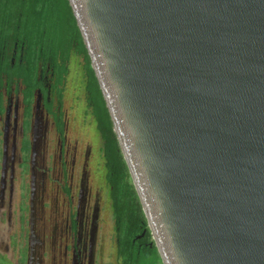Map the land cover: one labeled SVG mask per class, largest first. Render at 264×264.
<instances>
[{
	"label": "water",
	"instance_id": "95a60500",
	"mask_svg": "<svg viewBox=\"0 0 264 264\" xmlns=\"http://www.w3.org/2000/svg\"><path fill=\"white\" fill-rule=\"evenodd\" d=\"M163 264H264V0H69Z\"/></svg>",
	"mask_w": 264,
	"mask_h": 264
},
{
	"label": "flooded vegetation",
	"instance_id": "af4514ba",
	"mask_svg": "<svg viewBox=\"0 0 264 264\" xmlns=\"http://www.w3.org/2000/svg\"><path fill=\"white\" fill-rule=\"evenodd\" d=\"M47 65L26 83L1 74L0 223L10 233L9 243L1 239L0 258L11 264H124L104 140L100 134V144L90 129L96 119L87 77L84 72L87 105L77 111L76 96L69 106L66 101L70 69L59 79Z\"/></svg>",
	"mask_w": 264,
	"mask_h": 264
},
{
	"label": "trees",
	"instance_id": "16d2710c",
	"mask_svg": "<svg viewBox=\"0 0 264 264\" xmlns=\"http://www.w3.org/2000/svg\"><path fill=\"white\" fill-rule=\"evenodd\" d=\"M73 52L82 57L88 102L104 140L119 253L124 264H163L70 1L0 0V82L3 72L26 83L40 64H50L61 79Z\"/></svg>",
	"mask_w": 264,
	"mask_h": 264
},
{
	"label": "rangeland",
	"instance_id": "374dc122",
	"mask_svg": "<svg viewBox=\"0 0 264 264\" xmlns=\"http://www.w3.org/2000/svg\"><path fill=\"white\" fill-rule=\"evenodd\" d=\"M69 75H68V84H67V95H66V101L67 106L72 104L74 101L72 99H75L74 96L77 98V111L84 110L85 106L87 105L86 102V93H85V76H84V68H83V61L81 57L76 55L75 53H72L70 62H69ZM72 111H75V108L72 109ZM91 134L98 140L100 144H102L103 140L101 139L100 132L97 129V122L96 120L92 119V125L90 126ZM101 161L104 162V159L102 158ZM109 226H110V235H113V220L111 218V209H110V216L108 217ZM10 231L7 229V227L0 223V243L1 239L4 238L6 242L9 243V235ZM14 246L15 241L18 242V238H14ZM21 243V242H20ZM5 244V242H4ZM13 245V244H12ZM13 247V246H12ZM115 248V239L112 240L111 244V250L114 251ZM0 264H11L10 261L5 258H0Z\"/></svg>",
	"mask_w": 264,
	"mask_h": 264
}]
</instances>
